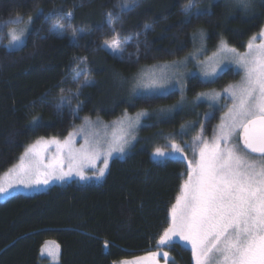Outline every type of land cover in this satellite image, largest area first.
<instances>
[{"label": "trees", "instance_id": "trees-1", "mask_svg": "<svg viewBox=\"0 0 264 264\" xmlns=\"http://www.w3.org/2000/svg\"><path fill=\"white\" fill-rule=\"evenodd\" d=\"M185 2L135 0L130 11L117 15L116 5L122 0H0V175L28 145L65 137L84 116L107 121L123 112L153 111L177 102V91L149 102L130 97L126 84L143 67L192 52L201 32L208 51L221 40L243 50L264 27V0H254L249 9L225 0H194L188 18L182 11ZM39 9L45 14L57 9L65 17L72 12V28L83 29L79 46L72 43V29L62 36L50 31L57 23L66 24L65 19H45ZM109 12L115 32L107 24ZM17 16L33 17V23L25 44L10 50L6 37L14 24L4 21ZM146 24L151 26L148 30ZM128 38L120 55L102 47L106 41ZM79 57L86 58L81 67L88 69V75L74 79ZM238 78L231 70L210 82L192 75L186 99L206 89L224 88ZM61 96L65 102L58 112ZM186 107L196 114L183 115ZM186 107L147 121L161 119L155 126L161 132L197 121L204 125L202 134L210 135L219 111L210 110L212 115L203 118L204 112L209 113L204 104ZM33 117L39 118V125L32 123ZM150 150L149 144L138 141L125 158L111 160L99 183L71 181L0 202V264H46L42 250L46 241L57 244L60 264H117L155 250L187 168L176 159L156 162ZM164 250L173 259L167 264H194L191 248L182 243Z\"/></svg>", "mask_w": 264, "mask_h": 264}, {"label": "snow or ice", "instance_id": "snow-or-ice-1", "mask_svg": "<svg viewBox=\"0 0 264 264\" xmlns=\"http://www.w3.org/2000/svg\"><path fill=\"white\" fill-rule=\"evenodd\" d=\"M236 3L249 9L253 5V0H236ZM134 6L135 0H122V3L116 5L120 9L117 15L130 11ZM195 6L194 0H186L182 4L186 18ZM38 12L48 20L57 17L65 19L66 24L57 23L50 31L62 36L65 31L72 29V43L74 46H79L76 42L83 29L72 28V12H68L66 17L57 9L48 14L43 13L42 9ZM199 14L203 15L206 12ZM113 19V14L109 12L107 24L115 32ZM189 22H191L190 18ZM4 23L20 24L24 21L21 16H17ZM32 23L33 17H29L23 28L10 29L6 37L9 43L5 47H22ZM144 27L148 30L151 26L146 24ZM204 35L203 32L200 33L201 38ZM259 38L260 43L257 44L255 43L257 36L251 37L247 51L242 54L235 48H229L224 40L219 42L223 49L234 54L236 67L243 75L238 84L223 89L225 94L223 99H230L231 106L222 117L219 132L213 141L211 143L205 141L202 135L193 138V153L195 155L196 150H199V160L194 162L195 166L193 163L189 164L187 179L181 185L180 194L170 209L171 224L160 240L161 245L171 242L173 237L177 236L180 240L187 241L191 245L194 264H264V28L259 32ZM129 40L130 38L123 41L113 39L111 42L106 41L102 47H106L114 55H120L124 44ZM192 58L196 59L195 56ZM86 63V58H76L73 66L74 79H79L81 75L87 77L88 69L81 67ZM174 67L179 71L180 64ZM218 75L215 67L211 72L202 73L205 80H211ZM147 78V84H141L139 88L133 90V95L145 102L162 95L167 90L169 81L167 75H157L155 72L148 74ZM89 83L87 79L84 81L85 86ZM177 83L180 81L178 80ZM183 87L182 85V96ZM61 92H64V89H61ZM204 98L209 97L202 93L198 94L195 100ZM210 99L214 102L218 101L220 93H213ZM64 102L65 97L61 96V103L56 105L58 112L62 110ZM67 102L70 104V100ZM182 107V102L173 105V108ZM166 111L171 112L172 109ZM148 115L147 111H140L134 117H130L125 112L123 118L117 122L120 125L119 133H114L109 142L108 156L113 152L121 155L125 152L126 147L135 139L134 133L142 118ZM205 115L210 117L212 113ZM32 123L39 125V118L33 117ZM203 127L204 125L201 124V131ZM237 136L239 141H242L243 148L236 140ZM41 143H55L61 151L67 150V172L63 170V161L59 158L56 161V164L61 165L58 173L54 164L43 165L40 152L37 150ZM170 147L171 153H165L157 148L154 155L164 157L183 152L176 143H172ZM251 153H257L258 156L253 157ZM95 156V151L91 153L74 151L70 147L69 139H66L62 145L56 139L50 142L39 140L25 149L20 158L21 163L10 171L15 173L18 182L25 187L33 184H48L52 178L62 180L71 176L73 172L84 179L83 169L92 163ZM26 158L27 162H25ZM103 175L104 169H101L97 179ZM8 187L11 188L13 185L9 183ZM7 194L8 189L0 184V195Z\"/></svg>", "mask_w": 264, "mask_h": 264}, {"label": "rangeland", "instance_id": "rangeland-1", "mask_svg": "<svg viewBox=\"0 0 264 264\" xmlns=\"http://www.w3.org/2000/svg\"><path fill=\"white\" fill-rule=\"evenodd\" d=\"M225 1H229L231 3L237 4L236 0H225ZM23 21L24 23L14 24L10 29L23 28L25 24L27 23L28 19L27 20L23 19ZM255 36H257L255 43L257 44L260 43L259 33L256 34ZM249 40L247 41L243 50L236 49L238 53L242 54L247 51V44ZM8 43H9V39L6 45H8ZM194 46L195 47L192 50V52L188 53L184 57H181L179 59H175L172 61L155 63L150 66L143 67L134 76H132L131 79H129L128 83L126 84V89L128 90L130 97H136L135 95H133L134 88H139L141 84H147L148 74L152 72H155L157 75L165 74L169 77V81L167 83V90L162 95H166L172 91H177L179 94V100L175 102L174 104L170 105L169 107H166L163 109H156L153 111L143 109V110L136 111L134 113L127 112L128 116L130 117H134L135 114L140 111H147L149 115L147 117L142 118L140 125L135 130V133H134L135 139H133L131 141V144L126 147V150L122 155L119 153L113 152L111 156H108V151H109V142L111 141L113 134L119 133L120 125L117 122L123 118L125 112H123L120 116L112 120H107V121L102 120L100 118L84 116L82 117L80 123L73 130H71L65 137L63 138L51 137V138L40 139V140L44 142H50L51 140L56 139L60 141L62 145L66 139H69L70 147L74 151H84L88 153L95 151L96 156L93 159L92 163L83 169V174L85 178L81 179L79 175L73 172L71 176H67L62 180L52 178L49 180L48 184H40V185L33 184L30 187H25L23 184L18 182L15 173L10 171L11 169L18 166L21 163L20 158L25 152L24 150L23 153L20 155L19 159L17 160V162L0 175V184H2L5 188L8 189L7 195H0V202H3L9 197L16 195V194L31 195V194L45 191L53 185H61V184H65L71 181H77L80 183H90V182L99 183L105 177L111 160L115 158H118V159L125 158L131 152L132 148L135 146V144L138 141H141L142 143H147L150 145L151 147L150 157L152 160L156 162H163L169 159L181 160L185 163L186 168H187L186 171L188 172L189 164L193 163V166H195L194 162L199 160V150L198 149L196 150L195 155L193 153V148H192L193 138L202 135L205 141H208L209 143L213 141V139L219 132V126L222 123V117H224L225 113L228 111V108L231 106L230 99L229 100L223 99L225 95L223 92V89L229 85L238 84L241 81V77L243 75V73L240 72V70L236 67V64L234 61V54L223 49L220 46V44L215 49L208 51L204 43V37L201 38V36L196 35V37L194 38ZM228 47L232 48L229 45ZM8 49L11 50L15 48H8ZM193 56H195L196 59H193L192 58ZM185 58H187V60H185ZM180 62H183V63L181 64ZM176 64H180L179 71H177L174 67ZM214 67L217 69V72L219 74H221L222 72L226 70H231V71L238 73L239 78L235 82L230 83L224 88H221L219 90L206 89L198 93V94H202V93L207 94L209 98H204L202 100L197 101L195 100L196 96L198 95L197 94L192 100L188 101L186 99L188 78L192 75H196L204 82L213 81L216 77L211 80H205L202 76V73L204 71L211 72ZM220 69H223V71H220ZM178 80L180 81V83H177ZM182 85L184 86L183 96L181 95ZM215 92L220 93V99L214 102L213 100L210 99V97ZM178 102H182L183 107L173 108V105H176ZM199 103L204 104L208 108V112L210 110L213 111L214 109L219 111L218 113L219 120L213 127L210 135L202 134L201 123L197 121H193V122L188 121L186 123H183L179 128L175 130H171V131L169 130V131H163V132L159 130L157 131L158 128L155 127L156 123H160L162 121L161 119H158L154 122L147 121L151 117H156V118L162 117V116L166 117L170 115L171 113H173L174 111L183 110L187 105L195 106ZM167 109H172V111L171 112L166 111ZM196 112L198 113L197 110ZM205 113L207 112L203 113L204 115L203 118L207 117ZM189 114L193 116L196 113L192 108L186 107V109L183 110V115H189ZM236 140L239 142L238 136L236 137ZM35 142L31 144H34ZM172 143H176L183 149L182 154H171V155H166L164 157H159V156L154 155L157 148H159L161 151H164L165 153H171L170 146ZM37 150L40 152V158L43 161V165H47L50 163L54 164L56 167V171L58 173L61 165L56 164V161L59 158L60 160L63 161V165H62L63 170L65 172L68 171L67 150L61 151L58 148L57 144L55 143H41L38 146ZM184 157H187V159H185ZM105 160H107V167H105ZM25 162H27V158ZM43 165L41 166L42 171L44 170ZM101 169H104V175L100 177L99 179H97V176H99V172ZM187 172H186L185 180L187 179ZM9 183H11L13 187L9 188L8 187ZM170 224H171V216H170V211H169L168 226L166 227V229L163 231L162 235L160 236L158 243H157V248L153 251L143 254L139 258L137 257V258L129 259L126 261H121L117 264H125V262H129V264H167V261L169 262V260L172 259V256L167 251L164 250V247H167L168 245H171L174 243H182L185 246L191 248V245L187 241L180 240L178 236L173 237V240L169 243H166L163 245L160 244V240L164 236L165 231L170 226ZM43 249H44L43 253L45 257L47 258V261L45 262L46 264H60L59 263V248L55 242L46 241L44 245L42 246V250Z\"/></svg>", "mask_w": 264, "mask_h": 264}, {"label": "water", "instance_id": "water-1", "mask_svg": "<svg viewBox=\"0 0 264 264\" xmlns=\"http://www.w3.org/2000/svg\"><path fill=\"white\" fill-rule=\"evenodd\" d=\"M238 139H239V137H238ZM239 143H240V147L243 148V143H242V141H239ZM245 151H248V150L245 149ZM251 155H252V156H255V157L258 156L257 153H251Z\"/></svg>", "mask_w": 264, "mask_h": 264}, {"label": "flooded vegetation", "instance_id": "flooded-vegetation-1", "mask_svg": "<svg viewBox=\"0 0 264 264\" xmlns=\"http://www.w3.org/2000/svg\"><path fill=\"white\" fill-rule=\"evenodd\" d=\"M171 260H173V259H171ZM171 260H169V262H170ZM167 262H168V261H167Z\"/></svg>", "mask_w": 264, "mask_h": 264}]
</instances>
